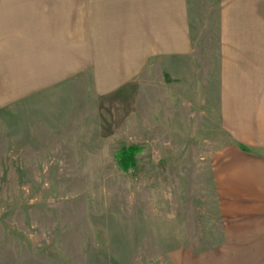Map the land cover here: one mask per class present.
Masks as SVG:
<instances>
[{"label":"rangeland","instance_id":"rangeland-1","mask_svg":"<svg viewBox=\"0 0 264 264\" xmlns=\"http://www.w3.org/2000/svg\"><path fill=\"white\" fill-rule=\"evenodd\" d=\"M100 1L0 0V264H264V92H221L217 1L193 72L158 54L175 14Z\"/></svg>","mask_w":264,"mask_h":264},{"label":"crops","instance_id":"crops-1","mask_svg":"<svg viewBox=\"0 0 264 264\" xmlns=\"http://www.w3.org/2000/svg\"><path fill=\"white\" fill-rule=\"evenodd\" d=\"M129 1L130 7L136 5V11L143 13L175 14L174 23L165 28L167 36L159 39L158 42L160 60L166 63L174 62L179 71L189 62L192 72L196 70V45L198 44L192 37L186 17L189 8L192 7V1L128 0V3ZM216 1L220 37L215 49L217 64L214 69L215 77L221 79L219 84L221 92L237 93V88H242L238 92L242 93L250 88V90L247 89V93L255 95L250 98V101L261 103L262 100L258 99L257 95L264 92V0ZM214 2L212 4L209 2L208 5L212 7ZM94 6L101 8L103 5L101 1L95 0ZM2 42L0 50L6 46V39L3 38ZM115 46L116 43L112 40L95 41L94 70L98 79L117 77L113 71L114 62L116 60L118 63H123L125 59L124 56L113 58L117 52ZM106 70L109 72L105 73ZM228 78H231L233 83L225 81ZM254 107L251 106L253 109Z\"/></svg>","mask_w":264,"mask_h":264},{"label":"trees","instance_id":"trees-1","mask_svg":"<svg viewBox=\"0 0 264 264\" xmlns=\"http://www.w3.org/2000/svg\"><path fill=\"white\" fill-rule=\"evenodd\" d=\"M238 148L243 152H248V148L245 145L238 144ZM142 151L141 147L138 146H129L122 147L115 153V159L118 162V165L123 171H129L136 167V155Z\"/></svg>","mask_w":264,"mask_h":264}]
</instances>
